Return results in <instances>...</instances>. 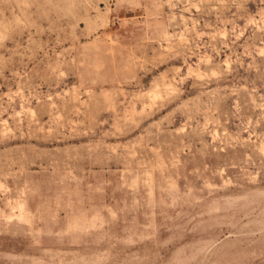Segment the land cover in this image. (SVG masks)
Here are the masks:
<instances>
[{
	"label": "rangeland",
	"instance_id": "obj_1",
	"mask_svg": "<svg viewBox=\"0 0 264 264\" xmlns=\"http://www.w3.org/2000/svg\"><path fill=\"white\" fill-rule=\"evenodd\" d=\"M0 264H264V0H0Z\"/></svg>",
	"mask_w": 264,
	"mask_h": 264
}]
</instances>
